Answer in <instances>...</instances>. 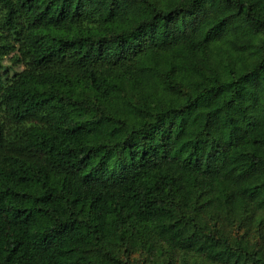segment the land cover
I'll return each instance as SVG.
<instances>
[{
    "label": "trees",
    "instance_id": "obj_1",
    "mask_svg": "<svg viewBox=\"0 0 264 264\" xmlns=\"http://www.w3.org/2000/svg\"><path fill=\"white\" fill-rule=\"evenodd\" d=\"M158 244L264 264V0H0V264Z\"/></svg>",
    "mask_w": 264,
    "mask_h": 264
},
{
    "label": "rangeland",
    "instance_id": "obj_2",
    "mask_svg": "<svg viewBox=\"0 0 264 264\" xmlns=\"http://www.w3.org/2000/svg\"><path fill=\"white\" fill-rule=\"evenodd\" d=\"M4 64L7 65L6 72L12 74L22 68L21 64L12 62L8 57L4 58ZM255 238L259 235V228L254 229ZM150 264H203V257L194 251L182 252L175 251L166 245H157V253L152 257Z\"/></svg>",
    "mask_w": 264,
    "mask_h": 264
}]
</instances>
